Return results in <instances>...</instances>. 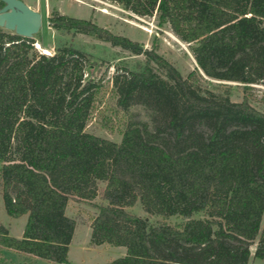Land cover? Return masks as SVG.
<instances>
[{
	"label": "trees",
	"instance_id": "trees-1",
	"mask_svg": "<svg viewBox=\"0 0 264 264\" xmlns=\"http://www.w3.org/2000/svg\"><path fill=\"white\" fill-rule=\"evenodd\" d=\"M110 1L157 15L197 66L184 76L155 47L54 12L59 31L145 57L115 65L117 142L86 130L100 92L85 78L89 53L72 43L40 53L38 33L0 28V193L8 214L28 215L21 237L0 222V246L69 264V200L91 201L105 182L90 242L126 247L106 264H249L255 243L264 258V111L232 100L226 83L205 85H264V0ZM137 202L160 219L126 209Z\"/></svg>",
	"mask_w": 264,
	"mask_h": 264
},
{
	"label": "rangeland",
	"instance_id": "rangeland-1",
	"mask_svg": "<svg viewBox=\"0 0 264 264\" xmlns=\"http://www.w3.org/2000/svg\"><path fill=\"white\" fill-rule=\"evenodd\" d=\"M33 9L43 15V24L36 37L35 47L40 53L53 54L56 47L66 43L86 51L90 55L85 78H92L99 83L100 92L96 100V109L92 112L86 130L96 135L119 142L121 140L125 113L116 103L117 94L114 89L113 76L120 61L134 64L136 60L143 61L144 55H136L120 46L99 40L83 33H65L50 25L48 18L54 13L67 14L75 17L91 19L100 26L110 29L144 44L145 47H155L157 52L176 66L186 76L197 66V62L188 43L182 41L168 24L161 25L157 15L140 16L110 0H24ZM1 6V5H0ZM7 30L3 27H0ZM10 31V30H7ZM205 83L209 89H216L219 83L230 85L232 100L242 101L245 96L251 104L264 111V85L254 84L246 91L244 85L236 81L217 80L209 78ZM105 182L99 184V193L91 201L72 197L67 206V214L75 219L76 229L70 245L69 264H106L126 254L125 246L110 244H91L93 217L98 213V206L106 204L102 196ZM132 213L149 217L152 221L160 219L148 215L140 202L126 207ZM201 216V214H198ZM27 214L14 217L8 214L4 199L0 193V222L16 237H21L27 221ZM168 221H180L171 217ZM255 245H252V256L249 264H264V258L254 256ZM0 264H58L48 259L15 251L0 246Z\"/></svg>",
	"mask_w": 264,
	"mask_h": 264
},
{
	"label": "water",
	"instance_id": "water-1",
	"mask_svg": "<svg viewBox=\"0 0 264 264\" xmlns=\"http://www.w3.org/2000/svg\"><path fill=\"white\" fill-rule=\"evenodd\" d=\"M0 27L25 37H34L41 29L43 15L24 0H0Z\"/></svg>",
	"mask_w": 264,
	"mask_h": 264
},
{
	"label": "flooded vegetation",
	"instance_id": "flooded-vegetation-1",
	"mask_svg": "<svg viewBox=\"0 0 264 264\" xmlns=\"http://www.w3.org/2000/svg\"><path fill=\"white\" fill-rule=\"evenodd\" d=\"M2 5H3V4H2ZM2 5H1V6H2ZM1 6H0V7H1Z\"/></svg>",
	"mask_w": 264,
	"mask_h": 264
}]
</instances>
